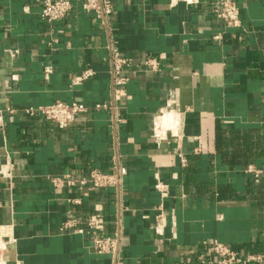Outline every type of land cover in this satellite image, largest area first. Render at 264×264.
<instances>
[{
  "label": "crops",
  "instance_id": "1",
  "mask_svg": "<svg viewBox=\"0 0 264 264\" xmlns=\"http://www.w3.org/2000/svg\"><path fill=\"white\" fill-rule=\"evenodd\" d=\"M83 1L47 24L44 0H0V110H14L0 118V167L12 164L11 180L0 177V228L11 225L16 238L6 264H116L94 252L89 234L60 230L97 214L105 234L121 235L118 264H201L211 239L264 254V0H234L240 27L217 18L214 0H112L107 24ZM111 45L130 61L127 95L116 102L122 122L95 108L112 102ZM148 58L161 69L144 67ZM88 69L94 75L74 83ZM56 101L88 111L64 128L25 111ZM177 119L156 142L154 128ZM116 154L128 170L120 187L50 180L110 173Z\"/></svg>",
  "mask_w": 264,
  "mask_h": 264
},
{
  "label": "built area",
  "instance_id": "2",
  "mask_svg": "<svg viewBox=\"0 0 264 264\" xmlns=\"http://www.w3.org/2000/svg\"><path fill=\"white\" fill-rule=\"evenodd\" d=\"M180 2L187 5L196 4L198 0H169L170 6H175ZM82 7L86 12L94 13L103 24H107L114 6L112 0H84ZM73 8V0H44L43 9L41 12V19L47 24H53L56 21L65 19ZM212 8L217 18L228 27H240L242 25L240 8L234 0H214ZM28 9V8H26ZM221 34L216 35V39H220ZM110 48V59L112 64V78H113V97L112 102L104 105L95 104V108L111 109L115 113V120L122 122L123 119L118 113L116 102L127 95L125 86L129 81L125 72L130 67V61L124 57L121 51L114 47ZM6 52L11 57L16 58L20 50L17 48H8ZM144 67L158 71L161 69V63L156 58H148L143 62ZM53 73V67L47 65L44 70V76L47 80L50 79ZM94 75L92 69L86 70L80 76L74 78V83H80L85 79ZM17 78L16 75L13 76ZM26 113L34 116L40 114L46 119L56 123L59 127L64 128L73 123L77 117L88 111V107L80 102H63L56 101L54 103L38 106L28 107L25 109ZM4 112H14L13 109L8 108L6 111L0 110V118ZM153 137L156 142L160 143L166 140V131L158 127L154 128ZM182 162L186 163V159L182 156ZM8 161L0 167V177L11 180L12 166ZM249 172H256L260 174L261 171L253 166L248 167ZM127 167L120 163L119 156L114 155L113 171L104 173L97 169L90 172L88 177L80 180L71 178L70 176L60 177L54 176L50 180L55 187L79 185L80 187L88 186L93 189H102L108 186H122L124 178L127 175ZM156 188L161 192L163 197L168 196V186L164 184L159 175H156ZM162 210V205L160 206ZM158 222L154 226L156 233L162 234L167 224V219L163 213L157 216ZM85 226V227H84ZM106 220L102 215H91L86 219L69 218L61 226L62 232L75 230L79 233H86L92 237L93 250L95 253L111 254L116 264L119 263L122 239L120 234L108 235L105 234ZM16 242L13 235V228L11 225H5L0 228V264H6L5 252L8 247ZM203 252L199 254L198 260L201 264H264V254L257 251H245L235 249L223 242L215 239L206 240L202 243Z\"/></svg>",
  "mask_w": 264,
  "mask_h": 264
},
{
  "label": "bare ground",
  "instance_id": "3",
  "mask_svg": "<svg viewBox=\"0 0 264 264\" xmlns=\"http://www.w3.org/2000/svg\"><path fill=\"white\" fill-rule=\"evenodd\" d=\"M163 116H164V115H163ZM167 116H168V114H167ZM171 118H175V117L173 116V117H171ZM176 118H177V117H176ZM160 119H163V118L161 117ZM164 119H165V118H164ZM164 119H163V120H164ZM166 119H168V118H166ZM163 120H162V122H163ZM158 121H159V120H158ZM160 121H161V120H160ZM160 121H159L158 123H160ZM167 121H168V120H165L166 123H167ZM162 122H161V124H163ZM176 122H178V119H177ZM173 123H174V121H173ZM168 124H169V122H168ZM172 125H173V124H172ZM175 125H176V124H175ZM163 126H164V125L161 126V125L158 124V128H159V130H160V129H163V130L165 131V130H167V129H170V130H173V131L175 132V130H177V128H178V126H179V122H178V124L175 126L176 128H174L173 126H169V127H166V125H165L164 127H163ZM165 127H166V128H165Z\"/></svg>",
  "mask_w": 264,
  "mask_h": 264
}]
</instances>
